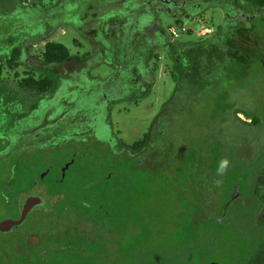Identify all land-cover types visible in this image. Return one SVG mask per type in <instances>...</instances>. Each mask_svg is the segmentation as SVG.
<instances>
[{
  "label": "rangeland",
  "instance_id": "1",
  "mask_svg": "<svg viewBox=\"0 0 264 264\" xmlns=\"http://www.w3.org/2000/svg\"><path fill=\"white\" fill-rule=\"evenodd\" d=\"M15 1L0 0V264H264V240L252 250L247 244L235 245L234 234L220 233L215 221L231 194L236 195L231 190L241 177L239 167L259 166L258 159L264 157V99L252 92L255 86L264 92V76H258L260 67L253 64L247 80L252 91L248 87L247 95L222 103L235 108L249 101L261 118L254 135L249 127H238L229 113L217 110L220 105L216 95L201 94L186 112L172 119L165 117L160 122L163 132L150 138L155 119L172 106V75L178 72L172 50L157 44L158 37L138 22L141 27L133 36L138 51L120 66V71L131 67L138 74L141 70L145 91L122 98L127 93V74H118L113 57H109L113 51L101 49L84 29L86 26L96 32L95 24L100 25L110 41H118L122 33L115 35V28L104 30L102 26L146 2L151 25L165 34L171 45L192 49L218 35L231 16L224 0H72L66 5L70 8L53 18L57 25L50 27L42 25L37 17L27 19L16 11V5L20 9L36 3L42 7L39 0ZM65 1L60 0V4ZM238 4L245 13H253L245 3ZM258 14L251 24L264 39V8ZM19 41L12 51L15 58H10L8 49ZM48 42L62 44L74 58L69 63L72 72L65 79L75 82L77 75L85 74L86 85L93 88L120 80L114 86L122 95L108 97L105 93L99 101L97 112L102 117L98 115L97 124L106 131L102 135L97 131L96 139L92 137L94 131L89 133L81 125L77 128L84 131L81 139L66 133L53 145L22 149L24 143L42 136L38 133V137L26 138V128L36 127V122L24 120L27 115L22 117V102L23 113L37 111L40 106L38 119L46 111L62 107L56 98L58 80L41 69ZM75 62L81 64L72 69ZM90 62L94 65L84 71ZM15 73L17 76H13ZM26 74L49 80L51 90L44 96L24 90L22 100L16 89V97L9 94L11 85L7 81L20 88ZM12 116L23 121L18 125L14 122L11 128ZM236 117L249 122L241 114ZM47 128L50 136L58 133V126ZM145 137L149 140L145 155L132 154ZM166 146L171 147L170 153H154ZM224 160L228 165L220 174L218 169ZM67 164L69 171L62 180L61 172ZM261 164L264 172V162ZM258 179L256 199L262 206L254 212L260 213L257 227L264 234V174ZM57 181L64 182L61 190L66 195H62L55 212L51 203L30 199L39 198L41 189H53ZM249 199H234L233 206L251 204ZM23 201L24 207L30 204L32 208L21 220L18 202L22 205ZM210 248L214 252H209ZM249 252L253 257L245 261Z\"/></svg>",
  "mask_w": 264,
  "mask_h": 264
},
{
  "label": "trees",
  "instance_id": "2",
  "mask_svg": "<svg viewBox=\"0 0 264 264\" xmlns=\"http://www.w3.org/2000/svg\"><path fill=\"white\" fill-rule=\"evenodd\" d=\"M49 1L53 0H39V3L41 2L40 4L43 5ZM238 1L248 5L253 13H245L239 6ZM67 2L70 3L72 0H67L61 5L66 6ZM223 2H225L227 7L231 10V16L225 19L223 27L220 29L218 35L206 40L192 49H185L182 47L179 48L175 45H171L169 40L166 38V35H161L158 29L151 25L150 20L152 15L148 13L149 6L146 2L142 3L139 8H134L135 10L139 9L137 15H133L130 11L127 13L124 12L123 14L119 15L121 20L119 18L114 22L110 21L111 23L108 21L105 23V26H102V29L104 30L110 29L113 31L115 28V35L116 33H122L121 37L118 38V41H116V39H114L113 42L110 41V38L108 39V37L105 35V32H102L99 29L100 25L95 24L96 32L89 28L87 29L86 26L84 27L85 31L97 38L104 48L110 49V51H117L115 57L121 62L131 61V59L135 56V51H138L135 49L133 44V36L136 32V28L141 26H146L151 30V32H153V34L158 37L157 44H160V46H169V48L172 50L178 66L177 74L172 75L173 80L175 81L174 94L171 102L172 106H170V108L168 106V108L163 109V111H161V113L158 115L159 117L155 119L150 132V138H152V135L154 137L159 136L163 132L162 130L164 127L160 122H163L165 117H170L172 119L173 117L186 112L189 104L201 94H204V96L216 95L217 102L221 108L217 110H221V112L225 114L229 113L233 120L236 121L238 127H249L251 129L252 135H254V133L260 129L261 118L255 114V108L250 104L249 101H245L243 103V107L235 108H230L229 104L223 105L222 103L226 100L230 102V100H234L240 95L242 97L243 94L247 95L249 87L247 80L252 73L253 64L256 63V65L260 67V73L258 76L260 78L264 76V51L262 50V43L264 39L260 38L259 29L251 24V21L255 17H258L259 10L264 8V0H224ZM131 5L133 6V4ZM40 6L41 5L36 3L27 10H22L17 7V5L15 8L16 11L24 16V18L29 19L31 17H37L42 20V24H45L46 20L44 21L42 19L47 16L44 13L45 7ZM62 13L63 11L55 12L52 17H49V20L52 22L56 14L61 15ZM132 19L141 22V26L138 25L137 27L138 23L136 21L132 22ZM114 23H116L115 26ZM132 26H134V28H132ZM20 40L24 39L20 38ZM18 44H20V41L16 43L12 49L18 48ZM10 49L11 48H9L8 51ZM42 58L43 67L41 68L43 71L49 74H57L59 77H62V69L65 67V65L71 63V61H74L72 58H70L69 50L62 44L56 42H49L44 45V53ZM73 64V67H75L81 63L75 62ZM121 73H126L128 77L126 78L127 93L124 94V97L122 98L130 99L134 95L143 94L145 91V82L143 81L141 70H139V76L138 74L134 73V70L129 69H126V71L124 70L122 72L118 71L119 75ZM83 76L84 74H81L80 76L77 75V78L75 79V97L70 102V107L73 113L77 112L75 117L76 123L80 126L87 122L86 117L89 116V114H92V112L96 116V124L97 121H99L98 115L101 114L100 118L102 117V113L99 111L97 112V108L95 109L94 106L96 103L95 101H97V98H95L92 93L95 90V87L93 88L92 84L87 86L86 84L88 82L85 81ZM120 83V80H114L113 84H111V87L113 86L110 88L113 90L112 96L119 97L122 95L117 91L118 86H114ZM22 84L29 90L38 91L39 94H46L51 90L52 87L49 80H35L32 76H28L27 79H24ZM261 90L262 87L260 89L259 86H255L254 91H251L253 93L262 95L261 97L264 99V92H260ZM99 98L100 97H98V99ZM168 113H174V115H169ZM240 114L245 116L249 122L241 121L238 117H236ZM100 130L102 131L101 135L106 131L98 124L96 127H94V129H92V131L95 132L96 138V133ZM83 134L82 132L77 131L76 137L81 139L82 136H84ZM251 139V141L254 142L256 140L254 136H252ZM103 142H105V140ZM148 142L149 140L146 141L145 137V140H143L141 144L138 143L137 146H134V152L132 154H139V156L145 155L144 149L148 145ZM170 150L171 147L166 146V148L155 149L154 153L161 152L167 154ZM154 153H151L150 155ZM258 162L259 166L250 165L248 166L249 168L247 166L245 168L244 166L239 167V169H242V173L240 175V178L242 179H237V184L232 186V190L230 189L231 193H234L235 191L236 195L231 194L228 202L225 204V206H223L221 214L215 218V221L218 225L217 229L220 233L232 232L234 234L232 240L235 242V245L239 244V246H244L247 244V247L251 250L259 247L264 240L263 232H261V230H259L257 227H260V224H258L257 221V214L260 216V213L257 212V214H255L254 212V208L257 206L258 210H260V200L256 199L258 193L257 184L259 182L258 178L264 174V172H262L261 164L264 162V157L258 159ZM105 179L110 180V178ZM63 185L64 182L57 181L54 183L53 189H41L38 193L39 198L34 197L33 201L37 202L38 200V203H44L45 200L49 205L50 203L52 204V207H54L52 212H55L56 205L62 198V195H66L64 191L61 190ZM240 187L243 189L242 193L240 192ZM234 189H236L237 192ZM72 193L74 192L71 191V195ZM242 198L243 200L250 198L249 200H251V204L240 205L242 204L241 202L240 204L233 206L234 199L241 200ZM98 208L99 207L96 206V210L100 211ZM209 252H214V249L210 248ZM251 255V252L246 254L244 257L245 261L252 258L253 255ZM188 259L189 261L191 260L190 257H188Z\"/></svg>",
  "mask_w": 264,
  "mask_h": 264
},
{
  "label": "flooded vegetation",
  "instance_id": "3",
  "mask_svg": "<svg viewBox=\"0 0 264 264\" xmlns=\"http://www.w3.org/2000/svg\"><path fill=\"white\" fill-rule=\"evenodd\" d=\"M31 7H28V8H31ZM42 7H45L44 8V13L47 15L45 18H42L44 21L46 20L45 26H47V27L57 25V23H55L53 21L51 22L49 20L50 19L49 17H52L55 14V12H57V11L58 12L66 11L68 8H70V7L61 5L60 4V0L49 1V2H47L45 4H43ZM28 8H21V9L22 10H27ZM134 11L139 12V10L137 11L135 9H134ZM134 11H131V13L133 15H134V13H133ZM136 15H137V13H136ZM63 21H60V22H63ZM134 21H136V20L132 19V22H134ZM138 22L139 21H137V23ZM138 25L139 24H137V27H138ZM132 28H134V26H132ZM90 36H91L92 39H94L96 42H98V44L100 45V48L101 49H105L100 44V42L98 41L97 38H95L92 35H90ZM13 50H15V49H10L9 50V57L10 58H15L14 55H13V53H12ZM116 53H117V51H113V53L109 57H111V58L113 57L112 60L114 61V64L116 65L118 71H120V66H122V64L124 62L118 61L116 59V57H115ZM70 58H72V57L70 56ZM72 59H74V58H72ZM119 62H120V64H119ZM90 63L91 64H89L88 68H86V71L91 68V65H94V63H92V62H90ZM71 65L74 66V64H71ZM73 68L74 67H72V69ZM126 69L132 70L131 67H126L124 70L126 71ZM70 72H71V69L69 68V63H68L62 69V73H63L62 77H59L57 74H53V73H50L49 74L48 73V75H50L51 77H54L59 82L58 85H60V88L58 90V93L56 95V98H57L58 103L60 104L59 106H62L64 109H62V107L61 108L60 107H55L51 111H48V112L46 111L45 113H43L42 117L40 119H38L37 116L39 115V111H40L39 107L40 106L36 109L37 111L33 110L32 112H29V113H23V107H24L23 105H24V102H22V109H21V114H23L22 117L24 118L27 115L24 120L26 121L27 119L31 118V119H29L30 121L36 122V124L34 123L36 127H28V128H26V131H25L26 138L28 136H30V137L37 136L38 137L39 134H42V136H40V138L37 139L35 142H31V143L26 142V143H24L22 145L23 146L22 149H25V148H27V149L28 148H33L35 146H37V147L38 146H42L43 147V146L48 145V144L49 145H51V144L53 145L55 139H59V137L65 136L66 133L69 134L70 136H73V137L76 136L77 128H79L80 125H77V123H76V118H75L76 116L73 117V118L71 117V113H73V111L71 110V107H70V105H71L70 102L75 97V90H76V84L75 83H76V81L74 80L75 82H73L70 79H65V77H64L67 74L69 75ZM13 76H17L16 73ZM26 76H27L26 77V79H27L28 76H32V75L26 74ZM85 76L86 75L84 74L83 77H84L85 81L88 82V80H87V78ZM23 81H24V79L20 80V82H19V87L20 88L13 87V84L14 83L11 82L10 80L7 81V83L11 85V86H8L9 87V94H11L12 96L13 95L15 96V94L13 93V91L18 90L19 92L18 91H16V92L19 93V98L22 100V97H23V94H24V90H29L27 87H24L23 86V84H22ZM96 83L97 84H100V82H96ZM111 84H113V82L107 84L106 86H104L102 84V86L100 88H99V86H96L95 87V90L92 92L93 95L95 96V98H97V103H95V105H94L95 106V109L99 105V99L102 100V99L105 98V96H106L105 93H107L108 97L112 96L113 90L110 89V88H112L113 86L111 87ZM7 90H8V88H7ZM33 91H35V90H33ZM99 93H100L101 96H99ZM44 95L45 94H40V96H44ZM98 97H100V98L98 99ZM22 117L12 116L11 117V125H10L11 128L14 125V122L17 121V124L16 125H18L19 122L23 121V118ZM95 118H96V116L92 112V114H89V116L86 117V121L87 122H85L83 124V125L86 126V128L88 129L87 132H89V133H91L92 132V129H94V127H96V125H97L96 124V121H95ZM18 119H19V121H18ZM48 126L51 127V128H53V129H55V127L58 126L59 127V129L57 131L58 133H55L54 135L50 136L49 135V132L50 131L47 128ZM43 130H45V131L42 132ZM22 131H23V129H22ZM83 133H84V131L82 132V134ZM43 135H45L46 137H43ZM92 137L94 139H96V136L94 134H93ZM105 142H107V141L105 140ZM27 198H30V197H27ZM30 199L32 201L34 200L33 197L30 198ZM21 204L22 205H20V202H18V206H20V209L23 210L25 208L24 207L25 201H23ZM261 206L262 205L260 204V210H261ZM31 208L25 213V217H27V215H28L29 211L31 210Z\"/></svg>",
  "mask_w": 264,
  "mask_h": 264
},
{
  "label": "water",
  "instance_id": "4",
  "mask_svg": "<svg viewBox=\"0 0 264 264\" xmlns=\"http://www.w3.org/2000/svg\"><path fill=\"white\" fill-rule=\"evenodd\" d=\"M100 96H101V95H100ZM102 101H103V99H102ZM73 160H74V159H72V162H73ZM69 167H70V164H67V165H65L64 168L62 169V180L65 179V177H66V175H67V173H68V171H69ZM62 182H63V181H62ZM30 208H31V205H30V204H26V205H25V208L22 210L21 220L24 219V217H25V213H26ZM259 219H260V216H259ZM0 228L2 229L3 226L0 225Z\"/></svg>",
  "mask_w": 264,
  "mask_h": 264
},
{
  "label": "clouds",
  "instance_id": "5",
  "mask_svg": "<svg viewBox=\"0 0 264 264\" xmlns=\"http://www.w3.org/2000/svg\"><path fill=\"white\" fill-rule=\"evenodd\" d=\"M227 165H228V161L227 160L222 161L221 165H220V168L218 169V172L220 174H223V172L226 169Z\"/></svg>",
  "mask_w": 264,
  "mask_h": 264
}]
</instances>
